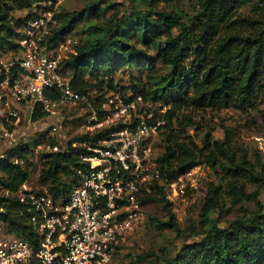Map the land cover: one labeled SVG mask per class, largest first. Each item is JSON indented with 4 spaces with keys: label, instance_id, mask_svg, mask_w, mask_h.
Returning a JSON list of instances; mask_svg holds the SVG:
<instances>
[{
    "label": "trees",
    "instance_id": "trees-1",
    "mask_svg": "<svg viewBox=\"0 0 264 264\" xmlns=\"http://www.w3.org/2000/svg\"><path fill=\"white\" fill-rule=\"evenodd\" d=\"M48 1L57 0H0V57L18 50L19 29L35 10H52L53 5L42 6ZM17 10H26V15L15 17ZM55 14L57 25L47 38L49 48L57 47L77 25L85 26L74 52L61 64L74 90L98 99L105 98L106 91L124 94L130 90L151 103L154 119L165 118L159 135L163 152L158 162L166 181L206 164L215 171L220 168L225 177L264 187V163L259 161L254 166L247 154L232 152L228 130L223 140H213L211 132H205L202 146L190 133L192 129L205 130L204 120L211 111L264 110V0H95L79 10H55ZM117 72L127 73L128 87L118 82L115 85ZM46 95L53 101L61 98L57 89H47ZM46 115L43 105L36 104L32 119ZM122 127L119 123L82 132L64 145L53 140L60 149L42 152L37 176L36 148L31 142L8 151V158L0 160L5 172L0 181L13 192L8 197L0 196V223L37 247L38 234L28 223L26 205L16 191L31 183L34 175L39 187L33 190L45 189L56 201L66 203L90 171V163L83 160L90 153L87 146H96ZM14 156L24 158L26 164L13 165L10 160ZM234 182L225 187L209 184L200 226L188 237L191 241L155 264H264V203L259 199L260 191L250 192ZM164 187L156 184V192L141 202L161 203L167 219L157 223L182 236L185 231L177 222ZM226 201L234 205L254 203L255 208L241 206L233 219L221 223L216 214Z\"/></svg>",
    "mask_w": 264,
    "mask_h": 264
},
{
    "label": "built area",
    "instance_id": "built-area-1",
    "mask_svg": "<svg viewBox=\"0 0 264 264\" xmlns=\"http://www.w3.org/2000/svg\"><path fill=\"white\" fill-rule=\"evenodd\" d=\"M55 15L54 9L35 10L18 31V50L0 57V160L8 158V151L26 143L20 132L30 130L36 123L48 120L50 134L56 137L64 126L58 113L64 104L90 108L91 120L85 125L91 132L116 123L123 127L113 130L96 146H87L90 153L83 160L90 163V171L66 203L56 201L45 189L33 190L27 183L16 191L20 202L26 205L27 221L38 234L39 244L34 247L28 240L7 232L0 223V264L111 263L116 245L132 229L137 214L147 207L139 197L148 181L149 148L145 143L166 123L163 116L154 119L151 110L143 111L138 106L136 111L137 100L142 99L143 107H152L141 96L125 101L120 94L112 93L98 99L74 90L69 77L61 71V64L74 52V47L69 46L75 41L67 35L57 47L47 45V38L57 25ZM47 89H57L61 94L59 101L51 100ZM39 103L47 115L33 120L34 107ZM136 114L144 119L131 124ZM35 148L55 152L60 145L48 140L38 142ZM10 162L26 164L19 156ZM193 171L184 174L192 176ZM12 192L0 181V196L8 197ZM121 210L125 211L124 217H119Z\"/></svg>",
    "mask_w": 264,
    "mask_h": 264
},
{
    "label": "rangeland",
    "instance_id": "rangeland-1",
    "mask_svg": "<svg viewBox=\"0 0 264 264\" xmlns=\"http://www.w3.org/2000/svg\"><path fill=\"white\" fill-rule=\"evenodd\" d=\"M92 1L95 0H57L55 3H52V1L43 2L42 6L50 7L53 5L54 10L63 12L79 10ZM25 15L26 10H17L14 12V16L17 18H22ZM84 27V23L77 25L72 33L67 36L71 37L72 41H75L70 44L69 49L76 47L82 34H84ZM9 54L5 52L3 55L8 56ZM115 77V85L118 82L124 87H128V75L126 72H117ZM111 92L113 93L115 91H106V96L111 95ZM116 93H119L125 101L137 97L130 90L124 94L120 92ZM138 106H141L143 111L149 110L147 105L142 106V99L137 100L136 111L137 108L139 111ZM263 107L262 109H264ZM58 113L61 114L65 124L56 137L51 136L48 128L49 122L46 120L45 123H36L30 130L20 132L21 139L25 140L26 143L31 142L32 148L34 147L33 149H35V146H33L35 142L54 140L64 145L68 139L82 132L89 131L85 125L91 120V110L89 107L82 104H64L59 107ZM85 113L89 114L86 115ZM80 116H83V119L76 121L75 119ZM134 117V121L132 120L131 124L137 121V119H139V122L144 119L140 114H136ZM196 119H199V117H196ZM204 121L207 123L204 126V131L197 132L192 129L190 132L193 140L199 146L203 145L202 142L205 132H211L213 140H223L225 139L226 130H228L230 135H232L230 144L232 152L237 153L238 156L247 154L249 162L254 166L259 161L260 163H264V110L259 112L252 111L250 113H243L234 108L224 109L218 112L211 111L206 115ZM159 135L160 131L155 135H151L145 143V146L149 148V156L147 159V165L149 167L148 181L142 186L139 197L142 200L148 195H153L156 192V184H163L165 186V194L171 202V207L176 215L177 222L185 232L182 236H178L179 234L176 230L161 227L157 221H165L167 219L166 212L162 208L161 203H149L143 212L137 214V220L133 222L132 229L116 245L114 258L109 264H155L158 259L164 258L166 255H175L185 242L191 241L192 238L188 237L192 233H195L194 231L200 226V211L205 202L208 186L211 182L225 187L228 182L236 181L234 183L245 185V188L250 192L260 191L259 199L264 203V187L245 182L243 179L225 177L224 173L219 170L220 168L215 171L206 164L192 168L194 169L192 176L182 174L174 181H166L160 174L159 169L158 158L163 152ZM34 153L35 163H37V170L34 171V175L37 176L38 171L41 169L40 157L42 152L35 150ZM256 168L260 171L259 166H256ZM157 173L159 174L158 176L156 175ZM34 175L32 182L27 183V185L37 188L39 186L34 180L36 177ZM0 178H5V172L2 168H0ZM241 206L249 210L255 208L254 203L234 205L230 201H226L223 210L216 215L220 216L221 223H225V221L233 219L240 212ZM124 216L125 211L121 210L119 217ZM5 229L7 230L6 227ZM7 232L9 231L7 230ZM139 256L144 258L140 260Z\"/></svg>",
    "mask_w": 264,
    "mask_h": 264
}]
</instances>
